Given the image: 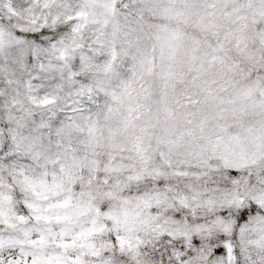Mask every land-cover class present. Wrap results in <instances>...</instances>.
<instances>
[{
    "label": "snow or ice",
    "instance_id": "1",
    "mask_svg": "<svg viewBox=\"0 0 264 264\" xmlns=\"http://www.w3.org/2000/svg\"><path fill=\"white\" fill-rule=\"evenodd\" d=\"M0 264H264V0H0Z\"/></svg>",
    "mask_w": 264,
    "mask_h": 264
}]
</instances>
